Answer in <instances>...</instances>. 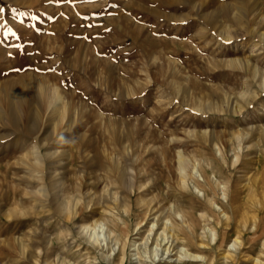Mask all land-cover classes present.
Listing matches in <instances>:
<instances>
[{
  "label": "rangeland",
  "instance_id": "obj_1",
  "mask_svg": "<svg viewBox=\"0 0 264 264\" xmlns=\"http://www.w3.org/2000/svg\"><path fill=\"white\" fill-rule=\"evenodd\" d=\"M263 31L264 0H0V264H264Z\"/></svg>",
  "mask_w": 264,
  "mask_h": 264
},
{
  "label": "bare ground",
  "instance_id": "obj_2",
  "mask_svg": "<svg viewBox=\"0 0 264 264\" xmlns=\"http://www.w3.org/2000/svg\"><path fill=\"white\" fill-rule=\"evenodd\" d=\"M244 8V7H243ZM132 31V30H131ZM264 32V31H263ZM4 51V50H3ZM40 86V85H39ZM44 87V86H43ZM46 87V86H45ZM47 89H48V87H47ZM46 89V90H47ZM53 89V88H52ZM51 89V90H52ZM46 90L44 89V88H41V91H42V93L43 94H45V92H46ZM49 90V89H48ZM56 91V92H55ZM55 91H51V95L49 96V100H48V103H49V107H52V106H54V105H52L53 103H54V101L56 102L57 100H58V97H59V94H58V92H57V89L55 90ZM53 92H55L56 94H53ZM46 93H48V91L46 92ZM17 94H19V93H17ZM11 96L12 97H14V96H16V93L14 94V93H12L11 94ZM44 97H45V95H44ZM43 97V98H44ZM15 98V97H14ZM46 99V98H45ZM61 99V98H60ZM42 101V100H41ZM58 102V101H57ZM56 102V103H57ZM44 103V102H43ZM47 104V103H46ZM59 104V103H58ZM48 105V104H47ZM52 105V106H51ZM43 106H44V104H43ZM48 107V108H49ZM61 109V108H60ZM12 113L13 114H15V105H13L12 106ZM32 151V150H31ZM36 152H35V154L36 155H38V150H35ZM31 154V153H30ZM46 154V153H45ZM33 157V156H32ZM36 159V158H35ZM180 160V159H179ZM41 164V163H40ZM251 182V181H250ZM251 185L253 186H251V188H249L248 189V196H249V198H247L248 200H243V201H241L242 203H243V205H246V209L248 208V209H250V210H252V211H254L256 214L254 215V216H252V215H250V214H247V213H244L242 210H241V206H234L233 207V212H234V214H235V216L237 217L236 219H237V223L238 224H240V225H243V226H247V224L248 223H250L251 221L253 222V223H255V225L256 226H258V227H264V215L262 216V214H264V201L262 200V199H264V177H260V176H256V174H254L253 176H252V183H251ZM44 186V185H43ZM43 188V187H42ZM44 189V188H43ZM46 191V190H45ZM226 194V193H225ZM257 194L259 195V196H257ZM227 198V197H226ZM225 202V201H224ZM228 202H230V201H228ZM231 202H240L239 201V199L238 198H236V196L235 197H233V198H231ZM254 205V206H253ZM254 207V208H251V207ZM213 207H214V205H213ZM216 208V207H215ZM247 209V210H248ZM219 211V210H218ZM181 215V214H180ZM224 216V215H223ZM182 219H183V221L184 222H186V223H188V222H190V221H188V217L187 216H185V215H182V217H181ZM170 219V218H169ZM98 222H99V218H98V221H97V225H103L102 223H99L98 224ZM231 222V221H230ZM166 223V222H165ZM176 225V222L175 221H170V224H169V226L167 227V228H174V226L173 225ZM155 225V224H154ZM166 225V224H165ZM94 226H95V224H94ZM185 226V225H184ZM100 227V226H99ZM120 227V226H119ZM153 228V227H152ZM89 229V228H88ZM93 229V228H92ZM119 230V229H118ZM164 231V230H163ZM165 231H168V229L166 230L165 229ZM224 231V230H223ZM120 232V231H119ZM162 232V231H161ZM162 234V233H161ZM170 234V233H169ZM109 235H110V233H109ZM122 235V234H121ZM123 236V235H122ZM90 237V241L91 242H93V243H97V244H101V242L99 241V239L95 236V231H94V235H90L89 236ZM170 237V236H169ZM88 238V237H87ZM159 238V237H158ZM115 239V238H114ZM121 239V238H120ZM220 239H221V237H220ZM250 239V238H249ZM146 240V239H145ZM236 240V239H235ZM162 241V240H161ZM238 241V240H237ZM241 242H242V240H241ZM250 242V241H249ZM161 243V242H160ZM168 243V242H167ZM224 243V242H223ZM234 244V243H233ZM108 245V244H107ZM90 246V245H89ZM139 247V246H138ZM184 248V247H183ZM182 249V248H181ZM184 251L183 252H185L184 254H186L185 256H189L190 258L189 259H191V257L193 258H197V259H199V257H201L200 255H196V254H193L192 252H190L188 249H186V248H184L183 249ZM169 251H170V249H169ZM173 251V250H172ZM134 252V251H133ZM51 253V252H50ZM184 254H183V256H184ZM158 255V254H157ZM173 256V255H172ZM181 256V255H180ZM168 257V256H167ZM193 258V259H194ZM156 259V258H155ZM56 260H58V259H56ZM61 260V259H60ZM187 260V259H186ZM256 260V259H255ZM60 262V261H59ZM258 262H260V260L258 261ZM55 263H56V261H55ZM261 263V262H260Z\"/></svg>",
  "mask_w": 264,
  "mask_h": 264
}]
</instances>
